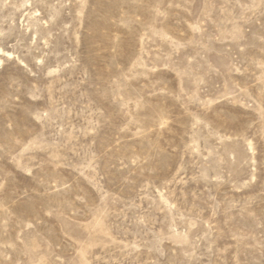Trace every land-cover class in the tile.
Segmentation results:
<instances>
[{
	"label": "rangeland",
	"instance_id": "rangeland-1",
	"mask_svg": "<svg viewBox=\"0 0 264 264\" xmlns=\"http://www.w3.org/2000/svg\"><path fill=\"white\" fill-rule=\"evenodd\" d=\"M0 264H264V0H0Z\"/></svg>",
	"mask_w": 264,
	"mask_h": 264
}]
</instances>
